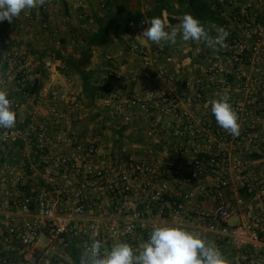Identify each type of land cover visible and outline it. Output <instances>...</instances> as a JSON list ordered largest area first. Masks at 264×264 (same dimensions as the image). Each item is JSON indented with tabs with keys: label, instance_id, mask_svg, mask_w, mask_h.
<instances>
[{
	"label": "built area",
	"instance_id": "obj_1",
	"mask_svg": "<svg viewBox=\"0 0 264 264\" xmlns=\"http://www.w3.org/2000/svg\"><path fill=\"white\" fill-rule=\"evenodd\" d=\"M108 1L101 0V6ZM54 4L46 0L35 8L44 30L50 28ZM221 4L219 12L232 23L225 28L232 35L237 27L239 35L234 44L219 49L222 57L204 55L184 90L175 88L178 75L167 66L173 57L161 44L130 47L141 59L149 91L128 98L119 113L125 121L132 112L154 117L143 158L69 138L57 130L65 117L58 107L51 109V128L36 122L35 115V124L24 133L17 121L13 128H0V156L5 153L0 164V264H66V248L77 239L86 257L94 241L101 242L102 255L110 240L128 243L138 253L154 224L192 230L207 243L215 235L230 243L236 264L264 262V181L242 177L247 165L235 160L243 146L264 150V22L248 9H238L235 0ZM146 27L137 31L138 38L145 39L138 35ZM19 73L26 75L25 64ZM224 94L239 115L238 136L222 129L211 113V98ZM11 106L17 116L21 106ZM20 140L26 144H17ZM228 171L237 172L238 181L227 177ZM254 185L259 188L254 202L230 198L241 189L253 194ZM197 195L214 205L188 210ZM236 217L242 221L232 225Z\"/></svg>",
	"mask_w": 264,
	"mask_h": 264
},
{
	"label": "crops",
	"instance_id": "obj_2",
	"mask_svg": "<svg viewBox=\"0 0 264 264\" xmlns=\"http://www.w3.org/2000/svg\"><path fill=\"white\" fill-rule=\"evenodd\" d=\"M100 1L55 0V4L50 8L53 19L48 30H44L41 21L36 19L35 8L24 10L11 24L7 21L0 22V72L3 75L0 89L7 93L11 103H19L21 106L16 121L22 133L35 124L32 122V115L36 116V122L51 128V109L58 107L65 117L57 130H61L69 138H75L79 142H95L94 137L102 139L105 132L110 133L109 130L107 132L101 129L106 125L113 126L111 130L121 145L115 150L103 145L107 152L113 151L114 154L121 153L125 157L141 159L147 154V144L150 141L148 133L154 117L150 120L145 115L132 112L130 119L125 121L120 117L119 110L121 104L131 96L136 94L145 96L149 91L142 74L141 59L131 54L130 47L138 44L153 48L158 44L148 41L147 38H138L137 31L150 23L157 8L163 9L162 19L167 22L166 30L178 32L174 45L163 41L160 43L166 53L173 57V61L167 66L171 72L178 75L175 85L177 90L181 88L184 90L185 82L195 74L197 62L202 61L204 55L222 57V53L219 50L213 51L203 41L182 39L180 29L185 7H182L181 0H109L104 7ZM217 1L221 3L222 0ZM235 1L238 9H248L264 22V0ZM217 28V25L212 26L213 36L216 35ZM100 31L110 33L109 41L101 47L94 48L90 70L96 73V77L110 92L106 98L98 100L94 108L88 110L83 105L80 78L73 73L67 76L63 73L64 59L80 56L86 43L94 39ZM48 63H51L50 67L46 66ZM22 64L27 68L25 81L33 82L36 79L42 81L43 88L39 95L27 96L20 92L17 74ZM160 84L163 86V83ZM231 96L241 100L234 92ZM214 99L212 97L209 103ZM81 109L83 114H79V117L77 113ZM88 111H93L97 117L98 130L81 131L78 127L83 120L92 122V118L86 119ZM94 122L95 120L92 123ZM92 123L91 126L94 125ZM240 139L243 142L247 141L244 136H240ZM246 143L244 145L247 146ZM17 144L24 146L26 140L25 142L20 140ZM246 148L245 146L239 148L235 155L236 161L247 165L241 176L258 177L264 181V150L258 147L250 150ZM3 155L5 153H2ZM161 170L165 172L164 168ZM225 174L234 181L239 179L237 172L228 171ZM254 188L253 194L241 189L230 193V198L241 197L249 203L254 202V196L259 192L257 185H254ZM196 204L211 207L214 202L197 195L188 210L193 209ZM191 215L193 213L189 211L188 217L192 219ZM236 219L237 224L242 221L241 217ZM185 230L194 233L192 230ZM261 236L264 239V226ZM116 244L119 243L112 240L104 244L105 252H109ZM208 244L217 248L225 259V264H236V255L230 243L219 242L215 235H210ZM71 247L69 245L66 248V264H73ZM86 260L87 257L82 252V264ZM256 264L264 262L256 260Z\"/></svg>",
	"mask_w": 264,
	"mask_h": 264
},
{
	"label": "clouds",
	"instance_id": "obj_3",
	"mask_svg": "<svg viewBox=\"0 0 264 264\" xmlns=\"http://www.w3.org/2000/svg\"><path fill=\"white\" fill-rule=\"evenodd\" d=\"M46 0H0V22L11 24L26 9L43 6ZM145 23V22H144ZM148 27L138 35L155 44L162 41L174 45L178 32L166 30L167 22L159 17L151 19ZM180 34L184 41H203L213 51L226 48L230 33L222 27L212 36L201 21L191 14H185ZM224 94L211 102V113L217 124L230 135L240 134L238 115ZM16 113L12 109L7 93L0 89V128H13ZM102 244L94 241L90 255L83 264H225V259L214 245L208 244L200 236L181 227L152 226L149 239L140 246L138 253L128 243H119L109 252L101 254Z\"/></svg>",
	"mask_w": 264,
	"mask_h": 264
},
{
	"label": "trees",
	"instance_id": "obj_4",
	"mask_svg": "<svg viewBox=\"0 0 264 264\" xmlns=\"http://www.w3.org/2000/svg\"><path fill=\"white\" fill-rule=\"evenodd\" d=\"M182 7H185V14H191L195 18L199 19L205 29L213 36L214 31L212 30L213 25L222 27L229 32V29L225 28V25L229 26L232 23L226 18H223L219 10H224V5L217 0H181ZM161 8H157L153 15L155 17L162 18ZM238 12V11H236ZM121 15V13H120ZM233 17V13L230 14ZM264 18V17H263ZM116 35H119L116 33ZM239 35V29L235 27L232 35L228 36L226 44L228 42L233 43L234 39ZM110 33L100 31L99 34L91 39L83 47L80 56H72L64 59L65 71L63 73L67 76L69 73H73L78 76L82 82V97L83 105L86 109L91 110L94 108L98 100L104 99L109 95L108 87L101 83L100 79L96 77V73L90 70L91 60L93 56L94 48L101 47L108 43ZM1 37V36H0ZM234 44V43H233ZM224 49V48H222ZM25 76L17 74V80L19 81L20 92L27 96L39 95L43 83L41 80L36 79L33 82L25 81ZM238 115V114H237ZM239 116V115H238ZM214 117V115H213ZM215 120V117H214ZM216 121V120H215ZM217 123V122H216ZM20 143V141H19ZM3 156H0V164L3 161ZM81 240L77 239L71 243V258L73 264H82V250L78 247V242Z\"/></svg>",
	"mask_w": 264,
	"mask_h": 264
},
{
	"label": "rangeland",
	"instance_id": "obj_5",
	"mask_svg": "<svg viewBox=\"0 0 264 264\" xmlns=\"http://www.w3.org/2000/svg\"><path fill=\"white\" fill-rule=\"evenodd\" d=\"M82 111H83V110L81 109L80 112L77 113V114H78L77 116H79V114H83ZM86 114L88 115V116H86V119L92 118L93 120H95V122L92 123L93 120H92V122H90L89 120H88L89 122H86V120H83V121H85V122H83L82 120H80V121H82V122L78 125V127L81 129V131H82V130H85V129H87L88 132H89L91 129H96V130H98V129L96 128V126H97V124H98V122L96 121V120H97V117H95V114L93 113V111H88V112H86ZM79 117H80V116H79ZM90 123H92V124H94V125L91 126ZM90 126H91L92 128H90ZM112 127H113V126H107V125H106V127H104V128L101 129V130H103V131H107V132L110 131L111 134L105 132V134H103L102 139H97L96 137H94V141H95L96 143L102 145V146H103V145L107 146L109 149L111 148V150H115L118 146L121 145V142L119 141V139H117L116 135L112 132V131H113V130H111ZM108 130H109V131H108ZM114 131H115V130H114ZM107 147H106V148H107ZM231 224H232V225L237 224V219H236V218H233V219L231 220ZM41 243H42V244H46V243H47V240H46L45 238H42V239H41Z\"/></svg>",
	"mask_w": 264,
	"mask_h": 264
}]
</instances>
